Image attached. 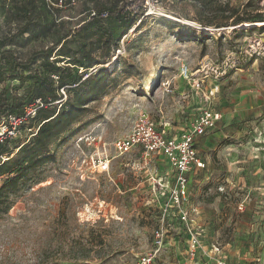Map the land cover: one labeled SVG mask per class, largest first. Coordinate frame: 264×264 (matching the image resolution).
Instances as JSON below:
<instances>
[{
    "label": "rangeland",
    "instance_id": "rangeland-1",
    "mask_svg": "<svg viewBox=\"0 0 264 264\" xmlns=\"http://www.w3.org/2000/svg\"><path fill=\"white\" fill-rule=\"evenodd\" d=\"M214 2L212 14L192 0H163L165 16L144 17L126 33L125 51L105 65L112 71L107 92L87 104L63 144L51 146L53 161L8 189L4 201L11 207L0 211V264H136L162 222L158 182L166 166L160 155L143 158L138 149L118 155L112 143L143 110L158 125L190 129L204 104L220 117L198 137L207 165L190 175L187 207L196 209L202 245L219 243L232 264H254L264 225V21L215 23L225 8L264 14V0ZM83 6L56 10L43 0H1L0 38L26 28L11 46L25 58L80 22ZM182 64L205 76L204 86L213 89L209 103L182 77ZM10 84L17 89V81ZM26 136L23 130L8 146ZM92 156L108 157L109 171H98ZM164 225L157 264H209L200 252L190 258L187 226L176 214Z\"/></svg>",
    "mask_w": 264,
    "mask_h": 264
},
{
    "label": "trees",
    "instance_id": "trees-1",
    "mask_svg": "<svg viewBox=\"0 0 264 264\" xmlns=\"http://www.w3.org/2000/svg\"><path fill=\"white\" fill-rule=\"evenodd\" d=\"M90 1L95 15L83 17L76 25L69 26L55 43L33 50L25 58L17 56L11 46L26 28L0 38V117L22 115L24 108L36 99L43 104L29 120V126L37 127L34 135L14 147L8 146L10 139L0 144V155H5L0 160V178L4 177L0 184V211L6 212L11 207L10 202L4 201L8 189L15 188L31 171L53 161L55 154L51 146L63 144L74 133L71 125L87 110V104L107 92L112 71L105 64L112 61L120 38L131 28L135 31L143 20L136 0ZM192 1L198 4V11L215 13V0ZM83 7L84 11L88 8ZM227 9L220 10L227 14L215 23L218 27L229 22L236 25L264 21L263 12L248 17L241 15L238 8ZM138 20L139 24L135 25ZM200 23L211 25V20L201 19ZM101 56L106 60L100 61ZM97 65L102 66L93 73L90 68ZM16 81L18 86L13 90L10 83Z\"/></svg>",
    "mask_w": 264,
    "mask_h": 264
},
{
    "label": "built area",
    "instance_id": "built-area-1",
    "mask_svg": "<svg viewBox=\"0 0 264 264\" xmlns=\"http://www.w3.org/2000/svg\"><path fill=\"white\" fill-rule=\"evenodd\" d=\"M136 1L140 4L141 18L166 15L163 0ZM44 2L49 8L59 10L74 8L82 3L88 8L81 15L85 17L96 14L90 0H44ZM102 15L104 16L105 12ZM130 30L133 28L128 31ZM125 35L120 38L115 47L112 61H115L125 51ZM105 65L107 66L108 63ZM97 68L93 67L90 70L95 71ZM180 73L183 78L189 81L190 87L196 94L200 95L203 102L209 103L212 100L213 89L204 86L205 76L193 73L187 64L181 65ZM61 92L66 97L63 89ZM41 106H43L42 102L36 99L34 103L24 108L22 115H2L0 117V144L6 140L18 138L23 130L26 131L27 138L34 135L37 127L28 124L29 120L34 117L36 110ZM219 117L220 113L206 104L192 120L190 129H184L179 134L173 135L168 133L165 125H158L153 116L148 111L143 110L137 114L131 130L126 135L114 139L112 146L118 155L128 153L133 149H138L143 158H148L151 154H158L163 156L171 170L168 178H162L163 183L158 182V185L163 188L160 193V197H162L160 205L162 222L152 232V247L137 258L136 264H157V258L166 242L164 221L171 216V212L173 215H177L179 222L187 226V252L190 254V258H195L198 251L201 250L206 259L210 261L209 264H229L217 243H211L206 248L203 247L193 219L196 209L187 207L189 174L195 169L204 168L206 165L197 148L198 137L205 134L207 130L214 128ZM0 158L5 159L2 155ZM109 161L106 156H92L90 158V163L96 165L100 172L109 171ZM260 248V254L254 258V264H264V225L260 237Z\"/></svg>",
    "mask_w": 264,
    "mask_h": 264
},
{
    "label": "crops",
    "instance_id": "crops-1",
    "mask_svg": "<svg viewBox=\"0 0 264 264\" xmlns=\"http://www.w3.org/2000/svg\"><path fill=\"white\" fill-rule=\"evenodd\" d=\"M204 105H206V104H204ZM203 105V106H204ZM202 106V107H203ZM202 107H200V109L202 108ZM200 111V110H199ZM192 122V121H191ZM164 126L165 125V127H166V129H167V131H168V133L169 134H173V135H176V134H179L180 132H182L185 128H183V127H175V126H172L169 122H163V123H161V126ZM199 154H200V152H199ZM161 158H160V161H162V162H165V166H166V173H163L162 175H163V177L164 178H168L169 177V175H170V173H171V170H170V168H169V166H168V163L166 162V160L163 158V156H160ZM200 157L205 161V159L201 156V154H200ZM205 163H206V165H207V162L205 161ZM206 165H205V167H206ZM203 169V168H202ZM195 170H199V169H195ZM195 170H193V171H195ZM192 171V172H193ZM191 172V173H192ZM191 173L189 174V181H190V175H191ZM263 192H264V187H263ZM262 234V233H261ZM211 243H216V242H211ZM210 243V244H211ZM207 244V245H206ZM206 244H203L204 245V248H206L207 246H209L210 244L209 243H206ZM219 246H220V244L219 243H217ZM221 250H222V253L224 254V256H225V251L223 250V248H221ZM198 252H200V253H203L201 250H199ZM198 254V253H197ZM260 254V253H259ZM203 256H204V254H203ZM226 257V256H225ZM264 258V257H263ZM204 259L207 261V259H206V257L204 256ZM227 260V262L229 263V264H232L228 259H226Z\"/></svg>",
    "mask_w": 264,
    "mask_h": 264
},
{
    "label": "bare ground",
    "instance_id": "bare-ground-1",
    "mask_svg": "<svg viewBox=\"0 0 264 264\" xmlns=\"http://www.w3.org/2000/svg\"><path fill=\"white\" fill-rule=\"evenodd\" d=\"M203 30L207 31V28H204ZM113 61H109L108 64L112 63ZM156 81V80H155Z\"/></svg>",
    "mask_w": 264,
    "mask_h": 264
}]
</instances>
